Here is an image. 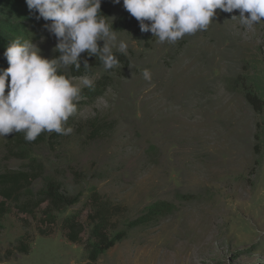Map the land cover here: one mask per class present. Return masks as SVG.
Masks as SVG:
<instances>
[{"label": "rangeland", "instance_id": "374dc122", "mask_svg": "<svg viewBox=\"0 0 264 264\" xmlns=\"http://www.w3.org/2000/svg\"><path fill=\"white\" fill-rule=\"evenodd\" d=\"M101 8L114 22L123 0H101ZM15 10L2 30L3 47L20 37L43 57H58L54 35L35 32L27 21L35 12L27 5ZM233 15L239 11L217 10L207 31L174 44L145 45L130 31L117 33L128 44V65L105 70L101 63L85 73L93 83L104 77L108 87L95 100L80 98L65 125L70 135L0 137V176L26 179L19 202H8L0 218L1 257L24 234L30 248L0 264L82 263L83 247L67 242L61 226L70 216L84 222L93 193L125 210L120 231L152 204H167L165 215L127 231L97 264H264V23L246 32ZM7 67L0 64V71ZM247 95L260 101L259 112ZM49 182L79 197L52 213L50 227L48 201L39 204Z\"/></svg>", "mask_w": 264, "mask_h": 264}, {"label": "clouds", "instance_id": "9594fccd", "mask_svg": "<svg viewBox=\"0 0 264 264\" xmlns=\"http://www.w3.org/2000/svg\"><path fill=\"white\" fill-rule=\"evenodd\" d=\"M25 2L30 13L38 14L36 19L48 22L44 28L56 38L54 51L59 56L45 58L37 44L20 37L8 44L4 51L8 67L0 71V137L23 132L32 142L43 132L70 135L73 129L65 125L77 112L82 87H91L93 80L84 75L78 84L61 70L79 69L85 52L98 58L105 70L121 67L113 49L126 54L128 44L118 38L112 20L101 14V0ZM123 8L138 21L140 31L150 32L159 44L207 31L217 10L230 14L238 10L232 19L238 18L246 32L264 23V0H123ZM83 67L90 68L87 60ZM142 76L151 81L148 69Z\"/></svg>", "mask_w": 264, "mask_h": 264}, {"label": "trees", "instance_id": "16d2710c", "mask_svg": "<svg viewBox=\"0 0 264 264\" xmlns=\"http://www.w3.org/2000/svg\"><path fill=\"white\" fill-rule=\"evenodd\" d=\"M25 3V0H0V64L8 65L6 58L4 57L5 48L3 47L4 38L1 36L3 33L2 30L9 22L14 21L13 18L16 17V14H19L15 8L24 9L26 8ZM100 12L102 15L109 18V12L107 10L100 8ZM36 15L38 14H30L27 21L30 22V25L35 32L41 33L46 31L44 25L48 22L44 21L42 18L39 20L36 19ZM112 28L116 33L132 32L145 45L156 41V38L153 37L150 32L140 31L138 21L124 8L121 15L112 22ZM114 55H116L120 61V65H128L126 56L121 53H114ZM84 60H87L90 68L85 69L83 67ZM101 63L102 62L98 58L95 56H88L87 52H85L80 57L81 67L79 69L70 67L69 73L72 77H81L85 75L89 69L99 67ZM107 87L108 82L102 77L96 80L91 87L84 88L81 91L80 96L81 98H86L88 100H95L103 95ZM246 100L254 111L259 112L261 110L262 105L255 96L247 95ZM21 181L26 182L25 177H22L21 174L0 176V198H2L0 201V218L8 213V202H19L17 196L23 190L19 187ZM5 184H8V186H5ZM39 197V204L48 201V207L46 210L49 211V214H47L46 217L48 218L49 227L53 226L55 223V216L53 217L52 213H59L79 202L78 196H70L61 192V189L51 182L47 183L46 188L39 194ZM39 204H37V206ZM17 209L18 211H21L20 213H26L27 211L26 209H23V206H18ZM166 210L167 204H164L163 202L154 203L145 209V213L137 217L134 221L127 223L125 225V230L120 231L118 225L121 223V220H124L125 218V210H123L122 207L114 205L110 201L101 198L98 194L93 193L90 197L89 210L84 222H81L77 216H70L63 220L61 233L67 242L81 245L83 247L84 261L80 264H97V261L102 254L113 248L126 237L127 231L157 220L165 215ZM1 229L2 226L0 224V232ZM50 232V230L45 231L42 228L37 229V233L42 237L49 236ZM27 237L28 236L24 234V236L8 248L6 253L10 252V255L5 253L4 256L1 257L2 255L0 253V262H2L1 260L8 261L11 258L17 259L19 256L28 255L30 248L26 245L28 244V239L26 240Z\"/></svg>", "mask_w": 264, "mask_h": 264}]
</instances>
